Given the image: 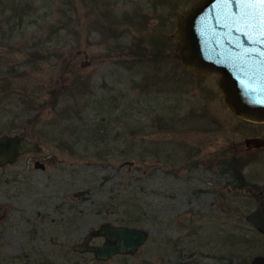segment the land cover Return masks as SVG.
<instances>
[{"label": "rangeland", "instance_id": "rangeland-1", "mask_svg": "<svg viewBox=\"0 0 264 264\" xmlns=\"http://www.w3.org/2000/svg\"><path fill=\"white\" fill-rule=\"evenodd\" d=\"M194 1L0 0V136L39 145L0 168V264L264 256V147L245 143L264 122L179 61L172 34ZM104 223L146 239L106 261L73 249Z\"/></svg>", "mask_w": 264, "mask_h": 264}, {"label": "water", "instance_id": "water-1", "mask_svg": "<svg viewBox=\"0 0 264 264\" xmlns=\"http://www.w3.org/2000/svg\"><path fill=\"white\" fill-rule=\"evenodd\" d=\"M172 37L185 68L219 75L217 84L227 109L239 118L264 122V5L256 0H195L183 9ZM245 143L247 149L264 147V138H247ZM29 151L38 152V143L23 135L0 136V167ZM34 167L43 169L44 164L36 161ZM96 236L103 242L90 245ZM146 236L142 229L104 223L73 249L106 261L134 253ZM251 264H264V256L254 257Z\"/></svg>", "mask_w": 264, "mask_h": 264}, {"label": "trees", "instance_id": "trees-1", "mask_svg": "<svg viewBox=\"0 0 264 264\" xmlns=\"http://www.w3.org/2000/svg\"><path fill=\"white\" fill-rule=\"evenodd\" d=\"M5 86L8 87V84H5L3 87H5ZM229 165L232 167L233 172L235 174H238L239 171L238 172L235 171L236 167L233 164H231V163H229ZM261 208L258 209L257 213L255 212L256 214L254 213V215H255V217L257 219L254 223H255L256 227H259V228H262L264 226V215H263L264 214V211H263L264 208H262V209ZM259 213H261L260 216H259Z\"/></svg>", "mask_w": 264, "mask_h": 264}, {"label": "flooded vegetation", "instance_id": "flooded-vegetation-1", "mask_svg": "<svg viewBox=\"0 0 264 264\" xmlns=\"http://www.w3.org/2000/svg\"><path fill=\"white\" fill-rule=\"evenodd\" d=\"M1 168V167H0ZM258 199H260L261 201L263 200V191H259V193H258ZM2 210L3 209H1L0 208V214L2 213ZM100 244V243H99Z\"/></svg>", "mask_w": 264, "mask_h": 264}, {"label": "snow or ice", "instance_id": "snow-or-ice-1", "mask_svg": "<svg viewBox=\"0 0 264 264\" xmlns=\"http://www.w3.org/2000/svg\"><path fill=\"white\" fill-rule=\"evenodd\" d=\"M257 3L264 5V0H256Z\"/></svg>", "mask_w": 264, "mask_h": 264}]
</instances>
